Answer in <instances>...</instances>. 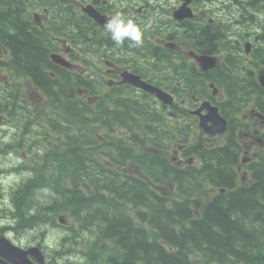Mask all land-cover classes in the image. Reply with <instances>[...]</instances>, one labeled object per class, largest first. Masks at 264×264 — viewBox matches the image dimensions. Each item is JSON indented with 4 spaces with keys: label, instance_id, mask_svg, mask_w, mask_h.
<instances>
[{
    "label": "flooded vegetation",
    "instance_id": "flooded-vegetation-1",
    "mask_svg": "<svg viewBox=\"0 0 264 264\" xmlns=\"http://www.w3.org/2000/svg\"><path fill=\"white\" fill-rule=\"evenodd\" d=\"M183 4V0H0V18L8 11L6 17L1 18L6 25L0 26V98H13L25 80L35 79L37 102L44 98L46 88L58 93L61 87L70 96L78 92L91 103L96 99L105 100L113 90H123L127 102H137L142 91L123 83L124 74L130 73L148 84L157 86L155 82L159 83L161 86L157 87L165 91L169 82L170 93L184 100L180 108H173L175 114L172 109L162 106L161 109L171 113L175 121L179 118L180 123L188 127H199V118L192 112L206 102L217 107L223 105L229 95L224 80L242 76L233 77L235 65L228 68L220 63L210 72L212 78L219 80L218 85L212 86L211 78L205 90L200 78L202 69L195 56L207 54L215 58L217 55L223 60L228 53L202 50L189 27L206 30L214 37H219L228 27L215 15V0H192L193 16L177 19L175 14ZM86 8L88 12L84 11ZM204 14L206 19L199 20ZM241 22L245 34L246 22ZM24 32L34 35L36 41H45L50 48L47 58L29 63L22 57L20 48L28 42ZM210 39L211 43L215 41V38ZM52 56H58L65 65L53 61ZM243 56L241 61L249 59ZM218 71L223 75H218ZM250 71L257 80L259 67ZM246 105L243 109L246 115L241 116L240 121L249 131L244 133L241 127L237 133L241 132V138H245L243 141L238 138L243 142V145L238 142L241 149L250 155L251 146H255L264 132V104H259L257 112ZM152 109L158 110V107ZM100 112L104 111L92 109L88 120L97 122L94 117ZM105 114L106 127L114 116L116 125L123 126L122 113L114 107L108 108ZM38 115L41 117L42 112ZM2 121H6L4 115ZM41 127L42 124H38L39 130ZM66 142L65 139L52 141L55 144Z\"/></svg>",
    "mask_w": 264,
    "mask_h": 264
},
{
    "label": "trees",
    "instance_id": "trees-1",
    "mask_svg": "<svg viewBox=\"0 0 264 264\" xmlns=\"http://www.w3.org/2000/svg\"><path fill=\"white\" fill-rule=\"evenodd\" d=\"M7 13V10L4 11L2 17H6ZM23 35L28 42L20 51L27 62L35 63L47 58L43 42L36 41L32 34L24 32ZM263 35L264 32L260 35L261 48ZM209 37L212 38L206 30L202 31L200 39L203 42H207ZM205 45L211 47L210 43ZM258 53H261V50ZM260 58L264 60V54ZM245 81L247 84L240 80L227 79L224 85L232 97L227 105L242 103L247 99L256 102L264 100L263 91L256 85V76L250 74ZM139 109L141 111L139 120L145 126L131 130L129 138L135 139V135L132 134L138 131L139 138L148 140L149 143L144 144L140 141L142 143L140 146L155 149L156 156H152V160L148 159L149 152L134 153L124 141H120V150L107 162L108 166L100 160L86 162L83 157L77 155V146L70 147L74 158L67 157L71 154L69 152L66 158L56 159L64 165L76 168L71 178L73 188L71 190L65 188V191L58 192L70 205L72 203L71 206L74 208L70 209L68 205V209H61L56 215L63 213L76 222L77 233L80 229L91 232L95 227L101 235L76 245L80 248L79 254L85 262L199 264V259L194 258L193 262L190 258L196 252L195 254L205 257L207 264H264V174L254 177L251 185H237V175L230 170L229 164L223 158L231 155L235 158L239 154L238 145L232 139L233 144H229L227 150L207 149L204 144L196 146L194 149L203 160L204 168L199 172L191 169L182 175L164 156L167 148L162 140L171 139L172 130L164 125L163 116L153 109L147 114L143 109ZM81 110L71 108L74 113ZM126 113L136 115L134 110H128ZM147 131L150 134L146 135ZM215 154L221 158L215 160ZM54 161L48 158L44 165H51ZM129 163L142 164L146 169L150 168L153 173L152 179L157 186L163 183L164 175L172 172L170 178L184 177L197 188L212 182L226 190L206 204L199 199L194 201V192L190 188L187 192L181 186L179 189L182 198L179 201L159 195L157 191L154 192L155 197L152 200L149 198L151 194L148 193L151 189L149 183L134 176H119L123 170H117L116 167H126ZM35 184L36 182H28L13 194L17 199L32 200L37 207L46 208L52 201L46 197L44 199L38 197ZM81 188L88 190L89 194H84ZM69 191L70 193L73 191L70 200L67 194ZM138 204L141 207L149 205L141 209ZM128 207L132 209L131 214L127 210ZM32 218L27 220H35ZM31 223H26L24 228L30 229Z\"/></svg>",
    "mask_w": 264,
    "mask_h": 264
},
{
    "label": "bare ground",
    "instance_id": "bare-ground-1",
    "mask_svg": "<svg viewBox=\"0 0 264 264\" xmlns=\"http://www.w3.org/2000/svg\"><path fill=\"white\" fill-rule=\"evenodd\" d=\"M263 1L264 0H235L234 5L237 8V12H233V11L227 12V16L231 20H232V16H234V15H235L236 19H239L244 15L245 6H247L248 4L256 3V6L251 10L250 19L248 21H246V24L249 23L251 25L250 30H252V28H253V30L248 34V35H250V38L248 41H249V44L256 46L257 52L262 50L261 44H260V35L264 32V25H257L256 27H252L253 24H251V23L253 22V19H260L264 24V4H262ZM259 12H261L262 17L257 16ZM205 19H206V15L204 14L201 16V18L199 20L203 21ZM189 29L191 30V32H193L195 34L197 41H198V44L202 50L209 51L210 53H215V52H219V51H223V50H229L230 62L233 65H235V72L233 73V77L236 74H240L242 76V77H234V78H232V80H234V81L240 80L241 82H244L245 84H247L248 80L245 81L247 79V76L250 74L255 75V73L250 71V69L253 70L255 67H257V64L248 63L245 60L241 61L242 57L238 56L239 53H236L234 48H232V46L230 45V39L235 36V35H233V28L232 29L228 28L223 34H220L219 37H214L213 35H211L210 32H208V35H211L212 38H215V41L213 43H211L210 37H209L207 42H203L200 39L202 31H203L202 29L194 28L193 26H190ZM7 40H9V39H7ZM41 42H43V41H41ZM205 43H210L211 47H207L205 45ZM43 46L45 47L44 50L47 53L50 50V48L48 45L45 44V41L43 43ZM140 47H141V49H143L144 45L142 44ZM52 59H53V61L54 60L57 61V56H52ZM212 69H215V67H209L207 69H202V71H201L202 73L200 74V78L202 79V82H204L205 90H207V88H209L208 87V81L213 77L212 75H210V72ZM217 74L220 76L223 75L222 72H220V71H218ZM227 79L228 78H226L224 80V83H226ZM161 81H165V80H161ZM155 83H157V82H155ZM167 83H168V89H166L167 90L166 93H163L166 95L167 100H168V102H165L166 106L169 109H173L174 107H175V109L180 108L179 107L181 105L180 103L184 99L175 98L170 93V90L172 89L170 87V83L169 82H167ZM210 83L212 84V86L216 87L219 83V80L215 77V78L211 79ZM214 83H215V85H214ZM171 85H175V83H172ZM224 87H225V85H224ZM62 88L63 87H61L60 89H62ZM68 94H69V92H68ZM263 94H264V91H263ZM249 101L256 102L254 100L247 99L245 102H242V103L237 102L235 104L233 103L230 105H227L228 103L226 105H221L219 107V109L224 114L229 116V121L227 124L226 131L223 134L222 133L214 134L213 136H211L209 138H206V137H200L198 139L192 138L190 136L189 131H188L189 127L187 124L180 123L179 118L177 119V121L173 120L172 114H165L162 117L163 121H164V125H166L167 129L172 130L171 139L165 138L164 140H162L164 146H166V148H167L164 152V156L167 159L168 163L171 164L174 168H176V170L181 172L182 175H184L187 171H189L191 169H195V170H197V172H199L204 168V164H203V160L201 159L199 154L196 152V149H194L196 146L204 144L207 149L220 150V149L224 148V150H227V148H229V144H233L232 139H234L238 145V153L239 154L236 155L235 158H233V155L223 156V158H225L224 160L226 161V163L229 164L230 170L232 172L234 171L235 174L237 175V178H238L237 179V185L238 186L251 185L254 182V177L262 176L264 174V170H262L264 168V132H262V134L259 135V141L256 142L255 146L254 145H253V147L251 146L252 153L250 155H244L243 150L241 149V146L239 144V143L242 144L243 142L238 141L239 140L238 138H241V132H239V133H237V132L239 131L238 128H241V127H242V131L244 133H247L249 131L248 126L245 125L242 121H240V117L246 115V113H243V109ZM256 103L264 104V100H259ZM233 105H235L236 107L234 108ZM153 110H156L159 112V110H157V109H153ZM172 113L175 114V110H173ZM102 114H103V112H102ZM176 115H178V114H176ZM243 121H244V117H243ZM136 135H138V137ZM139 135H140V133L138 131H136L135 137H136L137 141L134 144L129 145L130 149H132L134 151V153L135 152L136 153H142V152L145 153V151L149 152V156H148L149 158L148 159L152 160V156H154V157L156 156L155 149L150 148V146L141 147L140 144H142V143L140 141H142L143 144L149 143V141L139 138ZM110 136H112V135H110ZM225 138H228V143H227V146L223 147L224 143L219 144V142L222 139L225 140ZM243 140H245V138H241V141H243ZM254 141H256V140H254ZM168 151H172V152L174 151V155L171 154L170 157L167 156ZM114 152L117 153L116 151H114ZM217 156L218 155L215 154V160H217L219 158ZM231 162H234V163H231ZM121 168L123 170V173L119 174V176H121V177L134 176V177H137L140 180H143V181L150 184L151 189H150V191L149 190H147V191H149L148 193L151 194V197H149V198H151L152 200H154L155 196L153 197V194L155 191H157V193L159 195H164V191L162 190L164 188L162 186L163 183L161 185L157 186L155 181L152 179L153 173L151 172L150 168L146 169L142 164H136V163H132V164L129 163L126 167H121ZM145 171H148L151 174V176H150L151 178H149L148 180L145 178ZM25 173L26 172H23V175L28 177V174L27 173L25 174ZM171 174H172V172H169V174L167 176L164 175L163 182H164V180L170 178ZM172 181L175 182L176 186H178V187L181 186L188 192V188L183 183V181H187L184 177H180L179 179H176L175 177H173ZM214 181H215V179H214ZM3 183H4V185H3ZM5 183H7V181L0 179V186H1L0 194H3V189L5 186ZM18 184H19V181L16 183H11V185H13L12 188L19 187ZM24 185H25L24 182H22V186H24ZM189 185L191 187H195V186H192L190 183H189ZM204 185H208L207 187H209L211 194L206 198V200L203 202V204H206L211 199H213L215 196H217L219 193H224L226 190L225 188L217 187L216 183H212V182H207ZM22 186H20V187L22 188ZM195 188H197V187H195ZM81 189L85 192L84 194H86V195L89 194L88 190H85L84 188H81ZM37 190H38V192L43 191V192H49L51 194H54L50 189H48L44 186L37 187ZM73 191H74V189H73ZM73 191L71 193H70V191L67 193V194H69V196H68L69 200H70V198L73 197ZM151 191H152V193H151ZM94 192H95V190H94ZM14 197H15V195L13 196L12 199L10 197L11 205L13 206V208L10 209V211H14V212H12L13 213L12 215H15V216L19 217L20 220L22 219L25 221V223L23 224L24 227H25L26 223L32 222L31 223L32 225L29 227L30 229L24 228V227L22 228V229H26L30 233H31V231L36 230L39 225H44L45 223H53L56 227H58V225L54 221V217L56 216V214L59 213L61 209H68V205H69L70 209L74 208L73 206H71L72 203L70 205L69 201H67L66 198H64L63 196H61L59 194H56L54 199L50 200L52 202L46 208L37 207L36 203L33 202L32 200L23 201L22 199H16ZM203 197H206V195L205 194L199 195L198 193L194 192V196H193V199H195L194 201H196V199L203 198ZM129 199H130V197H128V200ZM6 201L7 200H4V203H6ZM5 209H6V207H5ZM127 210L131 214L132 209L128 207ZM33 211H36V212H33ZM5 212L9 213V209H6ZM7 213L5 214L4 217L2 216L4 219L8 218ZM36 216H37V219H36ZM32 217H34L35 220H27L30 218L33 219ZM5 224H6L7 230L9 231L8 232L9 234H12L13 231L17 232V226L14 227L12 224H8L6 222V220H5ZM61 228H63V227H61ZM96 229H98V228H96ZM42 232L44 235L41 237V240H37V242L29 244L28 246H30V247L36 246L40 251L46 253V255L49 257H54V256L59 255V253H60L59 251H61V247H63V245L57 249L56 246H53L47 240H45V238L47 236H46L44 231H42ZM78 232H83L86 236L89 235L90 237L101 236L97 232V230H95V227H94V229H91V232L87 231L86 229H80V230H78ZM72 242H69V244L75 246L74 243H72ZM73 246H70L69 249L75 248ZM63 249H65V247H63ZM195 253L192 254L193 256L192 255L190 256V258L193 259V260L191 259L193 262H194V258H197V259H199L198 260L199 264H207L204 260L205 259L204 256L201 257Z\"/></svg>",
    "mask_w": 264,
    "mask_h": 264
},
{
    "label": "rangeland",
    "instance_id": "rangeland-1",
    "mask_svg": "<svg viewBox=\"0 0 264 264\" xmlns=\"http://www.w3.org/2000/svg\"><path fill=\"white\" fill-rule=\"evenodd\" d=\"M258 17H262L261 12L258 13L257 15ZM232 20H236L235 15L232 16ZM243 22L238 21L235 24V27L233 28V35H236L238 33L243 32ZM253 24L252 27H256L257 25H264L263 22L260 19H253V22L251 23ZM250 24H247V32L244 34V41H247L249 43V38L250 35H248L252 30H250ZM255 29V28H254ZM224 140L222 139L219 144H223ZM172 153V155H174V151H170ZM167 156L170 157V155L167 154ZM25 159L23 158L22 153L20 154H15L13 153V155H11L10 158L8 157H0V172H3V168L4 166H2L3 164L7 163L6 166H17L20 164H24ZM16 164V165H15ZM198 166V165H197ZM0 173V175H1ZM26 174V173H25ZM27 177L23 174H19L15 176V180L19 181V187L22 186V182H24V179H26ZM22 180V181H21ZM27 180V179H26ZM183 183L186 185L187 188H190L193 192L200 194H205L206 197L203 198H199V200H201L202 202H204L206 200V198L211 194V191L209 189V187H207L208 185H201L199 188H195V187H191L189 185V183L187 181H183ZM4 185V183H3ZM175 182L172 181V178H168L166 180H164L163 182V187L166 186H175ZM11 185V181H7V183H5L4 189H3V194H0L1 198H4V200H7L5 205L7 206L6 209H9V213H7V217L5 220L8 224H12L14 227L17 226V232H14L11 234L14 239L18 240L20 243L22 244H32L37 242V240H41V237L44 235L42 231L45 232L46 234V238L45 240H47L50 244H52L53 246H56V248H60L62 245L63 247H65V249H63V247H61V251H67V253L65 254H72L75 256L76 259L75 263L76 264H84L83 261L79 260L80 259V255L79 253H77L75 251L76 245L77 244H81V243H85L88 240H90V236L89 235H85L83 232H70L67 229L61 228V227H56L53 223H45L44 225H39L37 227L36 230L31 231V233L29 231H27L26 229H22L24 226L23 224L25 223L24 220H20L19 217L12 215L14 211H10V209L13 208V206L11 205V201H10V197L12 199V195H10V190L12 189ZM39 187V185L35 184V188ZM1 188V186H0ZM163 190V189H162ZM39 196L42 199H44L45 197L47 198V200H52L54 199V197L56 196V194H51L49 192H38ZM37 198V197H34ZM1 203V202H0ZM12 207V208H9ZM5 208V207H4ZM10 218V219H9ZM2 226H6V224L2 225ZM73 241V242H72ZM69 242L74 243L75 246L70 245ZM70 246H73L75 248L73 249H69ZM63 249V250H62ZM61 251H59L61 253ZM59 253V255H60ZM59 255H57L56 257H60Z\"/></svg>",
    "mask_w": 264,
    "mask_h": 264
},
{
    "label": "water",
    "instance_id": "water-1",
    "mask_svg": "<svg viewBox=\"0 0 264 264\" xmlns=\"http://www.w3.org/2000/svg\"><path fill=\"white\" fill-rule=\"evenodd\" d=\"M85 11L88 12V9L86 8ZM94 17L96 19H98L96 16H94ZM204 60H206V59H204ZM201 65H202L203 69H207V64L204 61L201 62ZM263 83H264V81H263ZM157 96L160 99H163L164 102H168L166 95L163 94L162 92L158 93ZM210 117H211V120H215V110L214 109L211 110ZM221 128L222 129H219L218 131L222 132L225 130L224 123L221 126ZM213 133H215V131H213ZM32 250H33L32 253L35 255H36V253H38L37 257L40 260H42L41 255H39V254H41L40 250L39 249H32ZM0 255L9 259L14 264H31L27 259V255H28L27 252L22 251L21 249L15 247L14 245H12L9 241H7L4 238H0ZM40 264H43V260L41 261Z\"/></svg>",
    "mask_w": 264,
    "mask_h": 264
}]
</instances>
